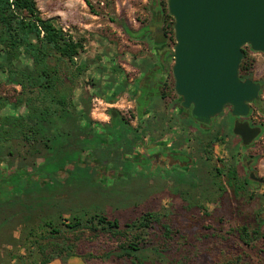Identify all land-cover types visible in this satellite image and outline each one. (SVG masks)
<instances>
[{
    "label": "rangeland",
    "instance_id": "obj_1",
    "mask_svg": "<svg viewBox=\"0 0 264 264\" xmlns=\"http://www.w3.org/2000/svg\"><path fill=\"white\" fill-rule=\"evenodd\" d=\"M35 1L44 19L52 18L64 31L85 40V52L77 61L86 66V71L79 77L72 92L92 96V119L109 122L111 112L119 111L130 125L136 126L137 111L133 98L122 94L118 102V77H123L130 84L136 73L134 69L140 65L142 57L150 55L151 46L146 38L128 39L125 28L133 30L149 24L153 18L151 9L154 1L159 0H87L89 4L86 0ZM146 31L143 29L139 34L144 35ZM167 32L175 45V30L169 28ZM251 55L254 65L250 78L263 84L259 103L252 105L251 117L264 126V53ZM4 57L0 44V62ZM69 85L66 83L67 88ZM21 91L20 86L9 83L6 72L0 66V119L28 115L27 107L18 102ZM113 96L116 99L114 103L101 99L108 100ZM226 133L229 132L223 134ZM27 149L20 146L19 155L5 159L0 170L8 181H0L4 190L8 191L16 182L12 175L18 166L22 162L28 163L30 153ZM240 150L241 145L233 136L215 145L212 149L214 160L200 161L203 181L196 186H178L172 181L152 180L148 175L138 173L131 179L120 180L115 188L111 187L112 183L102 184L100 195L78 194L83 201L73 207L66 203L64 208H37L30 223L18 217L7 227L4 239L0 241V264H19L18 256L37 264L35 261L42 257L38 249L44 244L42 241L46 235L39 226L51 220L63 233L59 240L52 241L48 246L57 242L71 243L82 255H103L107 251L118 250L127 239L133 240L135 235H141L140 245L148 264H264V187L252 194L242 188L244 180L241 175L235 172L231 176L229 172L235 162L230 154L237 159L239 153H246L255 156L256 171L264 176V133L249 150ZM216 165L222 170L220 174L214 171ZM67 179L68 176H63L58 186L65 188L69 184ZM53 184L56 183H43V188L48 189ZM8 195L3 194L4 197ZM146 212L161 214L162 223H155L147 230L125 228V225L135 224ZM94 214L118 219L120 235L113 237L106 232L94 236L90 229L73 232L65 227L74 222V216L88 218ZM164 223L171 226L170 240L163 237L161 225ZM245 226L257 232L251 247L241 242L237 232ZM33 228L38 238L36 243L30 238ZM50 255L53 254L49 252L47 257ZM71 260L70 264H85L80 258ZM87 260L88 264H110L97 259Z\"/></svg>",
    "mask_w": 264,
    "mask_h": 264
},
{
    "label": "trees",
    "instance_id": "obj_2",
    "mask_svg": "<svg viewBox=\"0 0 264 264\" xmlns=\"http://www.w3.org/2000/svg\"><path fill=\"white\" fill-rule=\"evenodd\" d=\"M159 7L166 21H170L168 28L174 31L175 19L168 12L167 1L159 0ZM125 31L129 36L133 34L131 29L125 28ZM0 44L5 53L0 66L6 72L9 83L21 87L18 102L28 110L26 117L6 116L0 119V170L6 158L20 154V146L28 148L27 152L30 153L27 157L30 162H22L13 173V181L16 182L10 187L9 195L0 197L1 241L10 224L18 217L30 223L37 208H64L66 203L73 207L83 201L78 195L82 192L100 195L102 186L96 177V170L85 162L86 153L100 163L117 159L131 148L136 138L147 134V126L141 123L138 129H132L92 119V96L72 92L77 80L86 71V66L77 61L85 52V40L64 31L52 18L44 19L35 0H0ZM243 53L240 74L242 78H248L254 65L251 54L256 52L246 46ZM66 83L70 84L69 88ZM216 136V141L223 142L228 134H223L219 129ZM39 158L43 160L42 164L38 163ZM27 167L32 170H27ZM230 169L232 176L236 167L232 165ZM64 170L74 176L70 186L44 189L40 185L41 181H57ZM221 172L219 169L218 173ZM0 177L3 175L0 174ZM241 184L247 190L244 181ZM2 190L0 187L3 195ZM161 218L159 213L146 212L135 224L125 225V228L147 230L155 223L161 224ZM73 220V223L65 225L73 232L90 229L94 236L106 232L113 237L120 235L118 219L94 214L88 218L74 216ZM161 228L164 239L170 240L171 226L164 223ZM39 229L46 235L42 241L44 244L38 249L42 257L35 261L37 264H70L72 258H80L85 264L89 263L87 259L110 264H148L140 245L141 235H135L133 240L127 239L118 250H110L103 255H82L71 243L57 242L53 243L54 246H48L52 241L59 240L63 233L52 220L44 222ZM32 230L30 238L36 243L37 234L34 228ZM237 232L245 246L253 245L256 230L245 226ZM49 252L53 255L47 257ZM19 260V264L33 262L21 256H18Z\"/></svg>",
    "mask_w": 264,
    "mask_h": 264
},
{
    "label": "flooded vegetation",
    "instance_id": "obj_3",
    "mask_svg": "<svg viewBox=\"0 0 264 264\" xmlns=\"http://www.w3.org/2000/svg\"><path fill=\"white\" fill-rule=\"evenodd\" d=\"M151 13L152 17L156 16L154 17L155 26L151 25V19L150 23L144 26L147 31L144 37H141L149 41L150 55L140 59V65L134 69L136 73L131 79V84H127L118 77V102L122 94H127L133 98L134 108L137 111V125H130L129 120L119 111H115L116 117L113 116V111L111 112V121H100L110 125L118 122V125L132 129H138L143 123L147 126V134L144 137L136 138L131 148L117 159L112 158L100 163L91 158L89 153L84 154L87 156L86 161H84L96 170V177L102 187V184L112 183L113 185L110 186L115 188L120 180L131 179L138 173L148 175L152 180L172 181L178 186H196L203 181V169L200 161L212 162L214 160L212 149L219 143L216 141V134L219 129L222 133L228 131V137L233 136L238 140L241 145L240 152L249 150L264 133V126L253 121L251 117L253 104L250 114L246 118L232 116L231 107L227 106L221 115L209 122L198 121L192 115V108L183 107L182 99L175 90L173 53L176 43L175 45L171 43V38L167 32L169 29L167 24L170 21L167 22L164 18L162 8L159 7V1H154ZM245 79L247 78H242V80ZM260 84L263 90V84ZM260 96L254 104L260 101ZM101 99L106 103L116 102L115 97L108 100ZM236 121H248L252 127H261V135L250 146L244 147L241 138L233 134ZM237 156L235 159V155L230 154V158L235 161L236 174L242 176L245 187H248L247 190L253 194L256 190L264 187V184L252 180L250 178L251 173H254L257 178H264V176L256 171L254 155L239 153ZM38 163L42 164L43 160ZM219 169L218 165L214 167L217 174H219ZM27 170H32V168L27 167ZM63 176H68L69 184H66V187L70 186L74 176L66 170L61 172L57 181H41L40 185L43 187V183L55 182L56 184L50 185V187L61 188L58 183ZM6 180V176L3 175L0 181L8 183ZM2 191L3 193H10V188L8 191L4 189ZM0 197L4 196L1 194Z\"/></svg>",
    "mask_w": 264,
    "mask_h": 264
},
{
    "label": "water",
    "instance_id": "obj_4",
    "mask_svg": "<svg viewBox=\"0 0 264 264\" xmlns=\"http://www.w3.org/2000/svg\"><path fill=\"white\" fill-rule=\"evenodd\" d=\"M175 19L173 74L183 107L200 122H209L231 107V115L246 118L262 85L242 80L243 48L264 53V0H167ZM117 113L113 111V116ZM262 133L248 121H236L233 134L244 147ZM250 178L264 184V178Z\"/></svg>",
    "mask_w": 264,
    "mask_h": 264
},
{
    "label": "crops",
    "instance_id": "obj_5",
    "mask_svg": "<svg viewBox=\"0 0 264 264\" xmlns=\"http://www.w3.org/2000/svg\"><path fill=\"white\" fill-rule=\"evenodd\" d=\"M156 16H153L152 18V22H151V25L155 26L154 25V22H155V18ZM144 29V26H140V27H137V28H134L133 30H135V32L133 31V34L131 36L128 35V39H142L141 37H144V35H140L139 33ZM119 78H123V77H119ZM130 84H131V80H130ZM120 103V102H119ZM75 261V260H74Z\"/></svg>",
    "mask_w": 264,
    "mask_h": 264
}]
</instances>
